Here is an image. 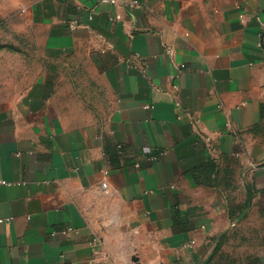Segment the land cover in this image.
Instances as JSON below:
<instances>
[{
	"label": "crops",
	"instance_id": "1",
	"mask_svg": "<svg viewBox=\"0 0 264 264\" xmlns=\"http://www.w3.org/2000/svg\"><path fill=\"white\" fill-rule=\"evenodd\" d=\"M136 1L0 0V264H264V0Z\"/></svg>",
	"mask_w": 264,
	"mask_h": 264
},
{
	"label": "rangeland",
	"instance_id": "2",
	"mask_svg": "<svg viewBox=\"0 0 264 264\" xmlns=\"http://www.w3.org/2000/svg\"><path fill=\"white\" fill-rule=\"evenodd\" d=\"M243 233L246 232L245 229L242 230ZM226 240V239H225ZM225 242V246L223 248V245H221L217 252L216 255L214 256L213 261L211 262V264H236L237 260H239L241 257L239 256L238 258H235L234 255H231V253H235V252H240L239 250L236 249H232L230 250V245H229V240L228 241H223V243ZM242 242V246H243V251H244V247H245V241H241ZM244 257V255H243Z\"/></svg>",
	"mask_w": 264,
	"mask_h": 264
},
{
	"label": "built area",
	"instance_id": "3",
	"mask_svg": "<svg viewBox=\"0 0 264 264\" xmlns=\"http://www.w3.org/2000/svg\"><path fill=\"white\" fill-rule=\"evenodd\" d=\"M97 3H105L114 7H125L128 10H135V9H139V3L136 0H96ZM241 18H244V15H241ZM75 25L74 24H70L69 25V29L70 30H74L75 29ZM262 34V33H261ZM259 46L262 47L263 44L261 42H259ZM154 159V158H153ZM104 177H107V173H104ZM101 188L105 189L106 188V183L104 181L101 182ZM71 231L70 228H68L66 230V232Z\"/></svg>",
	"mask_w": 264,
	"mask_h": 264
}]
</instances>
